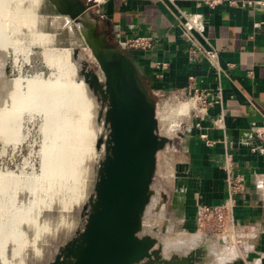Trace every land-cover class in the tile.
Instances as JSON below:
<instances>
[{"label":"crops","instance_id":"1","mask_svg":"<svg viewBox=\"0 0 264 264\" xmlns=\"http://www.w3.org/2000/svg\"><path fill=\"white\" fill-rule=\"evenodd\" d=\"M82 1L106 38L130 51L151 95L185 87L189 75L214 95L207 110L182 125L164 223L202 232L207 246L205 239L217 238L198 230L194 218L199 205L226 198L228 164L243 187L234 196L233 219L247 231V247L242 254L233 249L225 264H264V0H222L214 6L203 0ZM136 35L155 42L144 51L125 48L124 41ZM191 42L215 48L222 71L202 55L192 60Z\"/></svg>","mask_w":264,"mask_h":264},{"label":"rangeland","instance_id":"2","mask_svg":"<svg viewBox=\"0 0 264 264\" xmlns=\"http://www.w3.org/2000/svg\"><path fill=\"white\" fill-rule=\"evenodd\" d=\"M21 7L35 12V27L50 34L51 45H31L16 57L0 50V114L4 115H0V173L20 175L17 197L21 195L20 199L26 205L31 199L37 204L32 213L37 216L39 235L35 248L40 252L36 254L32 246L24 251L26 261L34 258L42 263L53 256L55 244H62L83 227L82 213L87 209L88 197L94 195L93 183L99 160L104 155L106 129L103 117L99 115L100 101L95 99L92 91L88 92L87 84L77 74L72 50L67 49L77 48L78 56L101 75L97 61L77 27L65 22V16L55 9L51 0H23ZM18 36L27 43L30 32L22 30ZM6 65L10 67L8 75L5 74ZM151 96L156 102L159 132L170 138L172 144L157 153L152 180L156 194L151 197L157 206L155 203L153 206L152 201L151 205L150 202L147 204L145 212H148L144 213L142 226L146 230L141 232L149 233L161 242L163 257H170L174 251L186 255L192 249L196 264H225L234 249L227 238L214 233L218 239L208 237V246L203 242L196 244L203 239L202 232L175 230L171 222L164 223L169 214L166 202L170 178L178 160L175 147L182 125L191 114L193 99L175 90ZM184 99L189 100L190 107ZM182 105H185L183 109ZM99 138L102 143L96 147ZM33 181L37 184L34 192L30 188ZM73 185L77 194L71 191ZM21 225L34 234L35 228L30 222ZM0 249L1 264L3 259L12 256L15 248L8 242Z\"/></svg>","mask_w":264,"mask_h":264},{"label":"water","instance_id":"3","mask_svg":"<svg viewBox=\"0 0 264 264\" xmlns=\"http://www.w3.org/2000/svg\"><path fill=\"white\" fill-rule=\"evenodd\" d=\"M51 2L66 23L77 27L97 61L100 76L78 56L77 48L71 49L77 74L100 101L106 135L94 195L88 197L82 213L83 227L62 244H55L53 256L34 264H196L193 251L163 257L161 242L141 232L146 206L156 194L152 180L157 153L172 140L159 132L156 102L130 51L106 38L82 0ZM4 68L8 75L9 65Z\"/></svg>","mask_w":264,"mask_h":264},{"label":"bare ground","instance_id":"4","mask_svg":"<svg viewBox=\"0 0 264 264\" xmlns=\"http://www.w3.org/2000/svg\"><path fill=\"white\" fill-rule=\"evenodd\" d=\"M22 1L23 0H0V50H3L5 53L11 52V55L13 54L15 57L18 53L24 52V50H28L31 45H37L38 44V45H41L42 47H45L46 45H51L49 43V40L51 41L50 34L47 32H44V31H39L36 29V27H35L36 26V16H35L36 14L34 11L30 10L29 8H22L21 7ZM55 1H57V0H55ZM22 30H27L28 32H30V38L27 41V43L25 42V40H23L22 38H20L18 36V33H21ZM67 49L69 51L71 50L70 47H68ZM88 92H90L89 89H88ZM184 100L186 101V104L189 105V107H190L189 100H186V99H184ZM184 106L182 105L181 109H183ZM3 110H5V109H3ZM2 113H3V111H2ZM5 113H6V110H5ZM1 116H4V115H1ZM19 181H20V175H15L12 173H0V247H2L4 244L10 242V243H12L13 247L15 248L14 252L12 250V256L8 260L3 259L1 261V264H28V263L34 264V263L40 262L39 259H34V258L27 259V261H28L27 262L26 258H25L26 252L24 251V249L28 246H32L34 248V252L36 254H39V252H40V250L38 248H35L36 242L38 239V235H39V226L37 224V219H36L37 216L35 214L33 215V213H32V210L35 209L37 204H35V202L32 201V199H31V203L26 205L22 202V198L20 199V197H22V196L20 195L17 197V195H16V191H17V188L19 185ZM36 185L37 184L35 181L30 183V186H31L30 188L33 192L37 188ZM78 187H79V185H78ZM71 191L74 194L76 193V186L75 185L72 186ZM17 192L19 194V191H17ZM151 201H152V199H150V205H151ZM154 203H155V200L153 202V206H154ZM156 204L157 203H155V205ZM155 209H157V208H154V210ZM151 210H153V209H151ZM147 212H144V213L146 214ZM27 222H30V224H32V226L35 228L34 234L28 233L27 230H25L23 228V226L21 225V223H27ZM150 228H152V227H150ZM143 229H144V227H143ZM144 230H146V228ZM150 231L154 233L153 230H150ZM32 235H33V239H32ZM224 237L227 238V241L229 243H231L232 246L234 247V249H236L240 254H242L245 251V248L244 249H243V247L241 248V246L238 243H235L234 241H232V235L231 234L225 235ZM194 239L195 238H193V240ZM200 239L198 240V243L196 242V244H200L203 241V239L202 240H200ZM207 239L209 241V238H207ZM174 240H175V238H174ZM178 240L179 239H177V242H178ZM204 241L208 242L206 239ZM168 243H169V241H168ZM185 243H188V242H185ZM170 244H173V242L172 243L170 242ZM175 245H177V244H175ZM167 246L170 247V245H165V247H167ZM186 246H185V248L187 249ZM176 247H175V249H176ZM245 247H247V245H245ZM178 248H180V247H178ZM181 248H182V246H181ZM185 248H183V249H185ZM207 248L209 249L210 246ZM183 249H180V250L182 251ZM214 249H215V246H214ZM1 250L2 249H0V254H2ZM165 250H166V248H165ZM191 250L192 249H189V252H191ZM23 251H24V253H23ZM172 251H174V249ZM177 251H179V250H177ZM181 251L179 253H181ZM170 252H171V250H170ZM183 252H182V254H183ZM166 253H169V252H166ZM173 253H178V252L174 251ZM209 253H210V251H209ZM209 253H208V255H209ZM214 253L216 255V252H214ZM40 255L42 256V253ZM179 255H181V254H179ZM165 256H166L165 258L168 257V255H165ZM210 257H212V256H210ZM209 258L206 260H209Z\"/></svg>","mask_w":264,"mask_h":264},{"label":"built area","instance_id":"5","mask_svg":"<svg viewBox=\"0 0 264 264\" xmlns=\"http://www.w3.org/2000/svg\"><path fill=\"white\" fill-rule=\"evenodd\" d=\"M222 0H203V3L214 6L220 3ZM235 4V1H231ZM155 40L150 35H136L127 38L124 41V47L134 50H147L153 46ZM188 52L192 60H196L202 55L210 67H212L217 73L222 71L219 64V55L215 48L208 47L203 48L197 44L191 42ZM161 68L165 67V63H156ZM176 92L189 96L193 100V107L190 111V115L199 116L200 113L207 110L214 103V95L210 89L200 87L197 85V81L194 75H189L187 85L181 89H175ZM220 98L219 90L215 96ZM262 135H264L262 133ZM225 181L227 185V196L220 203L216 205L201 204L198 206L195 213V224L198 230L208 231L215 234H220L223 237L225 235H232V240L238 243L241 248L247 245V231H245L241 225L236 223L233 219V207L235 202V195L242 190V183L238 175L233 173L232 166L225 165ZM243 248V249H244Z\"/></svg>","mask_w":264,"mask_h":264},{"label":"trees","instance_id":"6","mask_svg":"<svg viewBox=\"0 0 264 264\" xmlns=\"http://www.w3.org/2000/svg\"><path fill=\"white\" fill-rule=\"evenodd\" d=\"M149 92V91H148ZM150 96H151V93L149 92Z\"/></svg>","mask_w":264,"mask_h":264}]
</instances>
